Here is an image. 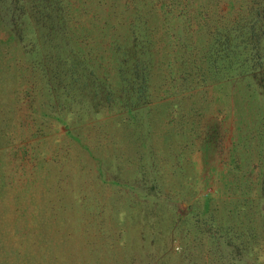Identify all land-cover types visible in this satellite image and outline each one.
I'll use <instances>...</instances> for the list:
<instances>
[{
  "label": "rangeland",
  "instance_id": "obj_1",
  "mask_svg": "<svg viewBox=\"0 0 264 264\" xmlns=\"http://www.w3.org/2000/svg\"><path fill=\"white\" fill-rule=\"evenodd\" d=\"M47 1L0 0V264H264L249 0Z\"/></svg>",
  "mask_w": 264,
  "mask_h": 264
},
{
  "label": "trees",
  "instance_id": "obj_2",
  "mask_svg": "<svg viewBox=\"0 0 264 264\" xmlns=\"http://www.w3.org/2000/svg\"><path fill=\"white\" fill-rule=\"evenodd\" d=\"M50 1V4H47L44 9L43 19L44 21L49 25L53 26L57 23L59 24V29L63 31L65 34L64 40H69V31L72 30L71 19H70V11L68 10V6L65 5L66 0H48ZM69 1V0H67ZM102 1V0H100ZM201 1V0H197ZM216 2H219L217 0ZM196 0H187L186 4L184 5V8L180 10L179 13H181V17H183L182 20H184L185 17H189L190 11L195 9L198 10ZM244 4L241 3L237 10V19L234 20L233 23H237L238 30H245L248 29L250 31V39L249 41L252 42L251 48L253 51V56L251 60H244V62H240L237 65V80L239 82L246 81L248 87L250 88H257L260 92L259 95L264 97V0H249L248 2H244ZM233 5V4H232ZM2 7V6H0ZM105 9L106 17L110 14V7L112 8V4L108 3L107 0H105V3L103 5ZM8 13L9 18L11 19V24L15 25L17 24L18 20H16L15 15H23L25 13V10H23V7H16V9H8L7 7H3ZM211 13V7L210 11ZM207 13V15L204 12H200L198 10V18L197 20L192 24V22H189L187 20L186 24L189 28L194 27L196 30L202 29L203 22L208 23L210 19V15ZM184 15V16H183ZM208 16V17H207ZM91 17V16H90ZM212 17V16H211ZM108 18H106L107 20ZM106 20L103 22V25L105 26ZM186 21V19H185ZM224 24H228V20H226L224 17H221V21L216 23V27H219ZM209 24V23H208ZM21 25V23H20ZM69 25V26H68ZM210 25V24H209ZM215 24H213L214 26ZM16 26V25H15ZM204 26H206L204 24ZM212 26V27H213ZM53 28L49 29L50 35H55L59 30H57L55 33ZM53 33V34H52ZM56 36V35H55ZM49 39V42H52V39L47 36ZM262 40V43H261ZM230 41L227 39V43ZM242 45L244 44L241 43ZM240 46H237L239 49ZM255 51V52H254ZM238 56V54H237ZM247 63H249L247 65ZM236 69V71H237ZM256 83V84H255ZM101 87L98 86L97 90H100ZM261 212L263 213V208L261 209Z\"/></svg>",
  "mask_w": 264,
  "mask_h": 264
}]
</instances>
